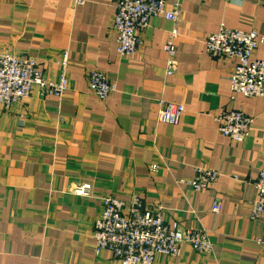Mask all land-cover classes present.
I'll use <instances>...</instances> for the list:
<instances>
[{"label":"crops","instance_id":"0c3cea01","mask_svg":"<svg viewBox=\"0 0 264 264\" xmlns=\"http://www.w3.org/2000/svg\"><path fill=\"white\" fill-rule=\"evenodd\" d=\"M82 1L0 0L1 52L35 57L51 80L68 53L63 98L34 86L10 111L0 107V264H120L96 252L93 232L104 197L133 195L212 242L210 253L182 245L155 264H264V246L255 243L264 216L251 219L264 167V98L232 102L235 61L205 49L225 25L258 33L254 57L263 60L264 0H184L177 25L151 19L128 58L117 52L114 0ZM175 27L178 67L167 76L163 47ZM92 71L116 86L105 101L89 90ZM161 102L185 107L178 125L160 122ZM230 109L254 120L242 143L218 131L215 118ZM199 169L220 176L197 193L187 181ZM83 184L92 186L89 197L75 194Z\"/></svg>","mask_w":264,"mask_h":264},{"label":"built area","instance_id":"2783aa9c","mask_svg":"<svg viewBox=\"0 0 264 264\" xmlns=\"http://www.w3.org/2000/svg\"><path fill=\"white\" fill-rule=\"evenodd\" d=\"M82 4V0H74ZM116 15L114 28L117 31V52L128 58L141 46L139 33L147 29L153 18L163 16L177 25L184 0H114ZM175 27L163 50L167 55L166 75L177 71V48ZM260 44L258 33L230 29L222 25L219 31L205 40V49L212 58L226 57L235 61L231 75V100L237 95L245 98H264V59L254 57ZM60 77L51 80L46 77L35 57L21 58L9 52L0 51V107L10 111L12 106L25 101L34 86L46 95L63 98L68 89V53L60 64ZM89 90L98 99L105 101L115 91L116 86L100 71H92L88 81ZM159 120L176 126L180 123L185 107L181 104L161 102ZM219 133L236 143H242L250 134L254 120L243 112L230 109L215 118ZM153 170L156 167H152ZM214 169H199L197 175L187 181L194 192H202L212 187L219 179ZM257 199L252 204L251 219L256 221L264 216V167L255 181ZM75 194L89 197L92 186L83 184L75 189ZM103 211L95 222L93 237L96 252H109L120 264H155L159 256H177L182 245L190 246L200 254L210 253L212 242L204 231L184 230L179 223H167L162 207L147 209L138 195L128 201L114 197L102 199ZM221 211V203L216 200L213 212ZM264 246V235L255 241Z\"/></svg>","mask_w":264,"mask_h":264},{"label":"rangeland","instance_id":"374dc122","mask_svg":"<svg viewBox=\"0 0 264 264\" xmlns=\"http://www.w3.org/2000/svg\"><path fill=\"white\" fill-rule=\"evenodd\" d=\"M47 77V76H46Z\"/></svg>","mask_w":264,"mask_h":264}]
</instances>
